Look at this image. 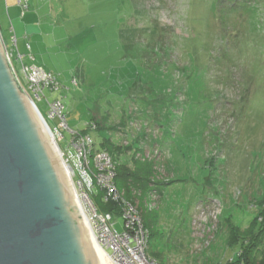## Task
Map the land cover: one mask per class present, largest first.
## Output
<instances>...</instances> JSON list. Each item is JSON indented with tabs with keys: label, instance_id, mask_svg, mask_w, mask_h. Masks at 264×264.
<instances>
[{
	"label": "rangeland",
	"instance_id": "1",
	"mask_svg": "<svg viewBox=\"0 0 264 264\" xmlns=\"http://www.w3.org/2000/svg\"><path fill=\"white\" fill-rule=\"evenodd\" d=\"M6 4L7 50L15 37L26 65L58 78L45 94L63 100L70 130L99 150L109 140L121 165L152 163L169 184L138 200L155 217L153 252L165 264L230 262L227 219L243 229L264 199V0H30L21 21L36 29L22 36ZM71 131L55 140L68 155Z\"/></svg>",
	"mask_w": 264,
	"mask_h": 264
},
{
	"label": "water",
	"instance_id": "2",
	"mask_svg": "<svg viewBox=\"0 0 264 264\" xmlns=\"http://www.w3.org/2000/svg\"><path fill=\"white\" fill-rule=\"evenodd\" d=\"M0 264H102L69 170L1 30Z\"/></svg>",
	"mask_w": 264,
	"mask_h": 264
},
{
	"label": "built area",
	"instance_id": "3",
	"mask_svg": "<svg viewBox=\"0 0 264 264\" xmlns=\"http://www.w3.org/2000/svg\"><path fill=\"white\" fill-rule=\"evenodd\" d=\"M17 3L24 12L28 11V0H17ZM13 42L12 50H7L10 61L13 66L14 60L19 65L24 83L17 74L19 80L42 115L37 103L45 100L48 104V118H44L54 140L57 139L60 144L64 140V131H71L65 114V105L62 99L54 98L50 101L45 94L46 91L51 94L57 93L60 90V82L54 74L44 68L26 65V56L19 52L15 37ZM30 57L34 60L32 56ZM88 129L96 131L97 126L91 122ZM71 135L72 155L60 150L55 143L69 170L94 239L105 253L106 259L113 264H161L148 253L150 235L142 224L137 208L126 201L116 187L115 162L112 156L107 151L99 150L89 133L71 131ZM99 193L102 203L119 205L120 215L100 210L97 202ZM118 219L124 221L122 232L117 230Z\"/></svg>",
	"mask_w": 264,
	"mask_h": 264
},
{
	"label": "trees",
	"instance_id": "4",
	"mask_svg": "<svg viewBox=\"0 0 264 264\" xmlns=\"http://www.w3.org/2000/svg\"><path fill=\"white\" fill-rule=\"evenodd\" d=\"M93 121H95L97 131H101V123L97 122L96 119H93L92 122ZM83 133L88 132L83 131ZM100 147L102 150L107 151L115 162V184L118 191L123 195V198L132 205L135 206L136 203H138V207H136L137 211L141 216L145 230L148 231L150 235L149 255L161 264H165L163 262L162 253L153 252L155 247L154 241H156L157 238L159 239V234L155 232V217H153L152 213H149L147 209L143 208L141 202L139 203L138 200L143 201L146 197H149V193L154 190L159 191L161 194L163 190L162 187L165 189L169 184L167 183L168 185H166L165 182L155 180L156 170L152 163L146 161L142 163L135 159L132 165L134 167L131 169L119 163L120 149L112 145L109 140H107L106 144L100 145ZM152 186H155V189H153ZM100 196L101 193L98 194L97 202L102 212H109L117 216L120 215L118 204H104ZM250 207L254 209V216L243 229V225L241 227L239 226L240 223L235 225L230 223L231 217L226 221L230 227L229 247L230 249L236 248L233 259L226 264H264V199L254 202Z\"/></svg>",
	"mask_w": 264,
	"mask_h": 264
},
{
	"label": "crops",
	"instance_id": "5",
	"mask_svg": "<svg viewBox=\"0 0 264 264\" xmlns=\"http://www.w3.org/2000/svg\"><path fill=\"white\" fill-rule=\"evenodd\" d=\"M29 2L30 0H28V6H29ZM6 10H7V14H8V17H9V20H10V23H11V29H10V32H14V35L15 33L22 36L23 34V31L25 29L26 30H30L32 29L33 32H35V27L33 26H28V25H25V22H22L21 20H25L26 17H27V14L26 12H24L21 7L19 8V5L17 3V0H10V4H6ZM20 9H21V12H20ZM29 10V9H28ZM31 21V17H30V20L28 22ZM27 26V27H26ZM3 32V31H2ZM26 34V33H25ZM30 46V45H29ZM27 49H28V46H27ZM31 46H30V50L31 51ZM19 52H20V49L18 48ZM21 53V52H20ZM23 55V54H22ZM34 59V58H33ZM34 61V60H32ZM33 64H31L32 66ZM35 65V64H34Z\"/></svg>",
	"mask_w": 264,
	"mask_h": 264
},
{
	"label": "bare ground",
	"instance_id": "6",
	"mask_svg": "<svg viewBox=\"0 0 264 264\" xmlns=\"http://www.w3.org/2000/svg\"><path fill=\"white\" fill-rule=\"evenodd\" d=\"M72 181V180H71ZM73 183V182H72ZM74 193H75V197H76V200H77V203H78V205H79V207H80V210H81V212H82V214H83V216H84V218H85V220H86V222H87V224H88V226H89V228H90V225H89V223H88V220H87V218L85 217V215H84V213H83V209H82V206H81V202H80V200L78 199V196H77V193H76V191H75V188H74ZM90 231H91V229H90ZM92 233V232H91ZM93 235V234H92ZM93 238H94V236H93ZM94 241H95V243H96V246H97V248H98V251L100 252V254H101V260H102V264H108V261L109 260H107L106 259V255H105V253L101 250V248L99 247V245L97 244V242H96V240L94 239ZM110 263V262H109ZM110 264H112V263H110Z\"/></svg>",
	"mask_w": 264,
	"mask_h": 264
}]
</instances>
